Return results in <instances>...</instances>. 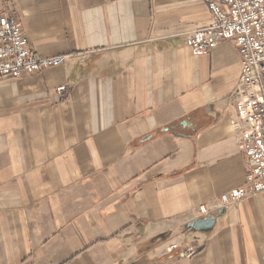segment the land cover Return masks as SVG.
Listing matches in <instances>:
<instances>
[{
    "label": "crops",
    "instance_id": "crops-1",
    "mask_svg": "<svg viewBox=\"0 0 264 264\" xmlns=\"http://www.w3.org/2000/svg\"><path fill=\"white\" fill-rule=\"evenodd\" d=\"M8 5L36 53L66 60L0 80V264H264V191L219 198L244 182V125L235 44L185 45L206 4ZM201 205L220 212L196 234Z\"/></svg>",
    "mask_w": 264,
    "mask_h": 264
},
{
    "label": "built area",
    "instance_id": "built-area-1",
    "mask_svg": "<svg viewBox=\"0 0 264 264\" xmlns=\"http://www.w3.org/2000/svg\"><path fill=\"white\" fill-rule=\"evenodd\" d=\"M210 13L209 22L190 31L185 45L192 54H209L219 43L232 41L239 56V78L230 94L239 120L240 144L245 160L242 185L222 193V207L264 191V0H202ZM66 55L42 56L28 44L8 0L0 15V80L21 78L63 64ZM64 86L58 88L59 92ZM238 124L235 128L239 129ZM201 215L210 212L204 205ZM180 255L190 256L197 248L173 243Z\"/></svg>",
    "mask_w": 264,
    "mask_h": 264
},
{
    "label": "water",
    "instance_id": "water-1",
    "mask_svg": "<svg viewBox=\"0 0 264 264\" xmlns=\"http://www.w3.org/2000/svg\"><path fill=\"white\" fill-rule=\"evenodd\" d=\"M149 136H146L144 139H147ZM220 212V210L216 214H208L196 219H193L189 221L186 225L187 229H190L193 232L197 231H208L213 228L217 214Z\"/></svg>",
    "mask_w": 264,
    "mask_h": 264
},
{
    "label": "rangeland",
    "instance_id": "rangeland-1",
    "mask_svg": "<svg viewBox=\"0 0 264 264\" xmlns=\"http://www.w3.org/2000/svg\"><path fill=\"white\" fill-rule=\"evenodd\" d=\"M210 213H211V212H210ZM210 213H209V214H210ZM207 215H208V214H207ZM202 216H205V215H202ZM195 233L197 234V233H198V231H197V232H195ZM193 234H194V233H193ZM171 249H172V248H171ZM174 250H175V249H174Z\"/></svg>",
    "mask_w": 264,
    "mask_h": 264
}]
</instances>
